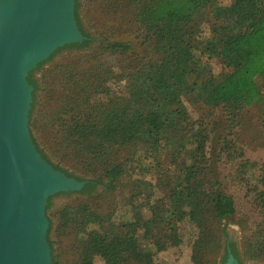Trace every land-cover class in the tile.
Returning a JSON list of instances; mask_svg holds the SVG:
<instances>
[{"label": "trees", "instance_id": "16d2710c", "mask_svg": "<svg viewBox=\"0 0 264 264\" xmlns=\"http://www.w3.org/2000/svg\"><path fill=\"white\" fill-rule=\"evenodd\" d=\"M129 1L146 31L144 40L151 44L153 58L148 57L147 62L123 74L120 83H124V90L116 95L107 85L113 71L100 60V53L96 55L98 62L84 56L87 66L71 62L66 79L72 90L56 118L63 133L57 135L60 149L63 155L71 153L88 174L95 176L87 180L82 193H91L98 183L104 182L100 175L107 176L110 184L122 178L126 169L116 162L115 155L123 148H129L133 156L140 151L158 154L167 148L172 156L187 153L190 164L180 169L182 175L168 192L167 203L150 204L152 216L129 222L126 233L107 229L106 217L85 202L68 205L59 212V230H66L72 224L80 226L79 233L83 235L80 264H95L97 257L103 258L104 264H126L130 260L158 264L151 249L140 242L137 224L144 229L143 236L149 237L156 251H163L168 245L181 243L180 223L189 219L198 228L193 261L207 264V255L221 247L217 223L236 214V203L217 179H210L209 186L200 180L201 173L212 165L204 154L203 135L210 133L204 123L193 119L184 97L193 102L201 100L212 107L222 105L227 120L233 124L245 107L264 102V0H231L229 5H221L217 0ZM77 8L76 0L75 14L82 30ZM205 24L210 30L207 38L203 36ZM85 43L59 47L47 60L63 49L80 48ZM109 47L129 48L119 42ZM214 57L230 72L211 83L210 58ZM28 81L34 86L35 99L38 82L34 70L29 73ZM31 112L32 109L30 115ZM34 142L43 157L51 162ZM55 154L62 156L58 150ZM253 166L249 160L243 161L245 171ZM261 173L264 187V168ZM257 196L263 200L264 190ZM245 245H249L245 253L250 257L264 256V229ZM230 246L239 257L235 244ZM52 264H57L54 255Z\"/></svg>", "mask_w": 264, "mask_h": 264}, {"label": "rangeland", "instance_id": "374dc122", "mask_svg": "<svg viewBox=\"0 0 264 264\" xmlns=\"http://www.w3.org/2000/svg\"><path fill=\"white\" fill-rule=\"evenodd\" d=\"M217 1L221 5L231 3V0ZM77 3L86 43L80 48L63 49L34 69L38 89L33 98L34 105L32 102L29 129L53 164L85 181L95 176L88 174L71 153L63 155L57 136L63 133L56 118L72 90L66 79L71 72L68 65L77 61L80 66H87L83 57H91L95 61L96 55L100 53V60L113 71L107 85L116 95L122 94L124 90L120 77L147 62L146 59L153 58L154 53L151 44L145 43L146 31L132 12L133 4L129 0H77ZM204 27L203 36L207 38L210 30L208 25ZM114 42L127 44L129 48L108 49ZM207 59L208 56H205L204 60ZM210 63L211 83L220 81L230 72L219 58H210ZM259 84L263 88L262 81L259 80ZM184 101L193 119L204 123L210 133L203 135L204 154L207 162L209 159L212 161V165L205 168L199 176L200 180L209 186L210 179H217L236 203V214L217 223L221 231V247L207 255V264H226V249L230 242L235 243L242 264H264V256L255 259L245 253V248L249 247L245 243L257 238L260 230L264 229V197L261 200L257 196L260 190H264L261 183V171L264 168V102L245 107L233 124L227 120L222 105L212 107L201 100L193 102L187 97H184ZM55 150L60 151L62 156H56ZM115 159L124 166L126 172L114 184H110L107 176L100 175L104 182L98 183L91 193L66 191L51 197V205L48 209L46 207L48 241L57 264H80L83 252V235L79 233V225L72 224L66 230H59V212L62 209L68 205L88 203L92 210L106 217L104 225L107 229L114 228L126 233L129 222L152 216L150 204L156 201L167 203L168 192L182 175L180 169L190 164L187 153L172 156L171 150L167 148L158 154H143L140 151L137 156L131 155L129 148H123L116 153ZM245 160L254 163L252 169L244 170ZM136 231L140 242L154 253L156 263L195 264L193 243L198 228L189 219L180 223L181 243L168 245L163 251H156L149 237L143 236L144 229L140 224H137ZM95 264H104L103 258L97 257ZM126 264L140 263L130 260Z\"/></svg>", "mask_w": 264, "mask_h": 264}, {"label": "water", "instance_id": "95a60500", "mask_svg": "<svg viewBox=\"0 0 264 264\" xmlns=\"http://www.w3.org/2000/svg\"><path fill=\"white\" fill-rule=\"evenodd\" d=\"M76 0H0V264H52L48 198L85 181L55 168L29 129V73L59 47L87 37ZM226 264H242L229 254Z\"/></svg>", "mask_w": 264, "mask_h": 264}, {"label": "flooded vegetation", "instance_id": "af4514ba", "mask_svg": "<svg viewBox=\"0 0 264 264\" xmlns=\"http://www.w3.org/2000/svg\"><path fill=\"white\" fill-rule=\"evenodd\" d=\"M76 12V11H75ZM34 78H35V76H34ZM36 79V78H35ZM34 91V90H33ZM86 182H87V180H85V184H86ZM85 184H84V186H85ZM83 186V187H84ZM231 243H233V242H230L229 244H228V246H227V249H226V254H227V257H228V255L231 253V254H233L234 255V253L232 252V247L230 246V244ZM235 244V243H234ZM235 256V255H234ZM236 257V256H235ZM236 258H238V257H236ZM239 259V258H238ZM226 260H227V258H226ZM239 261H240V259H239ZM241 262V261H240Z\"/></svg>", "mask_w": 264, "mask_h": 264}]
</instances>
